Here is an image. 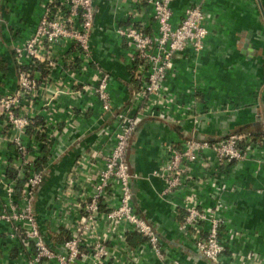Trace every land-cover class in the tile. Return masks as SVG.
<instances>
[{"label":"crops","instance_id":"crops-1","mask_svg":"<svg viewBox=\"0 0 264 264\" xmlns=\"http://www.w3.org/2000/svg\"><path fill=\"white\" fill-rule=\"evenodd\" d=\"M42 1H0L4 20L0 32V93L11 92L16 86L17 65L11 48L30 34L39 18ZM117 2L98 0L94 3L96 12L90 41L95 59L113 76L109 90L113 105L120 107L131 89L128 55L131 48L106 30L111 25L127 22ZM194 4L206 15L203 24L208 33L203 48L198 53L187 48L176 54L165 85L178 101L187 100L188 90L199 86L197 100L203 114L197 137L218 138L244 128L253 132L263 130L264 0H174L173 25L180 21L184 8ZM139 21L150 32H156L152 7L146 0L142 2ZM57 78L58 73L51 74L50 83L38 86L32 97L30 115L33 119L23 141L37 156V166L46 167L35 197L34 213L47 244L61 251L64 239L70 236V229L78 218V210L73 206L77 197L61 196V193L80 158H87L79 167V178L89 191L90 180L96 178L102 167L97 154L100 140L108 141V134L101 131L110 122L99 118V104L93 95L84 94L74 99L68 94V86H63L60 78L57 82ZM52 91L57 93L53 106L44 105ZM86 102H91L92 106L83 111ZM70 105L72 114H69ZM182 127L189 129L190 126L150 118L138 122L127 154L131 169L138 174L132 185L137 212L154 225L163 247L180 263L213 264L197 253L190 238L179 230L178 220L186 196L191 195L202 206L211 205L218 198V203L226 209L225 225L221 228L226 243L225 264H264V141L257 143L248 159L222 165L217 174L211 166L192 164L183 187L168 197H161L163 181L150 173L160 164L163 143L173 141L177 145L176 142H180ZM51 133L55 138L46 142ZM6 135L5 131L0 140V205L7 201L3 182L8 179V161L15 151V146L4 140ZM79 190H82L79 185L74 186L75 193ZM170 201L180 207L176 209ZM105 209L101 207V211ZM100 223L98 233L103 230ZM141 242L139 234L127 235L130 247L138 248ZM107 245L113 256L111 264H163L149 250L132 259L119 243L108 241ZM29 248L19 240L10 243L4 227L0 229V264H22ZM76 264L92 262L85 258Z\"/></svg>","mask_w":264,"mask_h":264},{"label":"built area","instance_id":"built-area-1","mask_svg":"<svg viewBox=\"0 0 264 264\" xmlns=\"http://www.w3.org/2000/svg\"><path fill=\"white\" fill-rule=\"evenodd\" d=\"M96 1L43 0L30 34L11 48L17 65L16 86L11 92L0 93V140L6 131L4 140L12 143L15 151L8 161L13 173L3 182L7 201L0 205V229L4 227L10 243L19 240L30 246L22 264H76L85 258L92 264H111L113 256L108 241L119 243L132 259L149 250L163 264H182L163 247L154 225L135 207L132 185L138 174L131 169L127 154L138 122L150 118L190 126V130L182 132L177 145L173 141L163 143L160 164L150 173L163 181L161 197H168L183 187L192 164L211 166L216 173L222 165L248 159L258 142L249 135L250 131L231 133L218 141L197 137L196 127L202 113L197 100L199 86L188 90L187 100L178 101L165 85L176 54L187 48L198 53L203 48L208 30L203 24L206 15L198 4L186 6L180 21L173 25L174 0H146L156 23V32L152 33L139 21L144 0H125L124 6V0H117V8L124 10L127 22L111 25L106 30L131 48L128 54L131 89L124 104L115 107L109 90L113 76L95 59L91 47ZM3 21L0 9V32ZM37 63L46 66L45 75L38 70ZM53 73H58L60 83L68 86V94L74 99L84 94L93 95L99 104V118L110 122L101 131L108 134V141L100 140L97 154L102 167L96 178L90 180L89 191L79 178V167L87 158H80L61 193V196L77 197L73 206L78 210V218L70 229V236L64 239L61 251L47 244L34 213L35 197L46 167L37 166V156L23 141L33 119L30 115L32 97L38 86L50 83ZM55 95L57 93L52 91L44 105L53 106ZM91 106V102H86L83 111ZM72 111L70 105L69 114ZM48 127L46 124V129ZM53 138L52 133L47 135L46 142ZM77 185L82 190L75 193ZM218 202L217 198L213 204L202 206L191 195L186 196L178 228L207 260L225 264L226 243L221 228L225 225L226 209ZM170 203L176 209L180 207L175 202ZM101 207L106 209L101 211ZM100 222L103 230L98 233ZM129 233L141 236L138 248L127 243Z\"/></svg>","mask_w":264,"mask_h":264},{"label":"trees","instance_id":"trees-1","mask_svg":"<svg viewBox=\"0 0 264 264\" xmlns=\"http://www.w3.org/2000/svg\"><path fill=\"white\" fill-rule=\"evenodd\" d=\"M37 68H38V70L42 73V75H45L46 74V72H47V70H46V66L44 65V64H42V63H37ZM37 123V122H36ZM249 135H251L252 136V138L255 140V141H257V142H260V141H264V130H260L259 132H253V131H250L249 132ZM244 144V143H243ZM242 144V145H243ZM43 160H44V158H43ZM12 173H13V171H12V169H10L9 168V173L7 174L8 176H11L12 175ZM21 185H19V187H20ZM18 193V192H17Z\"/></svg>","mask_w":264,"mask_h":264},{"label":"rangeland","instance_id":"rangeland-1","mask_svg":"<svg viewBox=\"0 0 264 264\" xmlns=\"http://www.w3.org/2000/svg\"><path fill=\"white\" fill-rule=\"evenodd\" d=\"M203 113H200L199 114V123H200V119H201V115H202ZM199 123H198V125H199ZM198 125H197V129L196 130H198ZM183 129V130H182ZM182 131L181 132H183V131H185L186 129H184L183 127H182ZM188 130H190V128L188 129ZM234 130V129H233ZM250 129H246V128H244L243 129V131L245 132V131H249ZM264 130V129H263ZM243 131H241V132H243ZM240 132V131H239ZM228 134H231V133H228ZM227 134V135H228ZM223 136H221V137H216V138H210V141H218V139H221ZM207 139H209V138H207ZM191 240V239H190ZM191 242H192V240H191ZM193 243V242H192ZM193 245H194V243H193ZM195 246V245H194ZM197 253H199L198 251H197ZM201 256H203L201 253H199ZM204 257V256H203ZM205 258V257H204Z\"/></svg>","mask_w":264,"mask_h":264}]
</instances>
